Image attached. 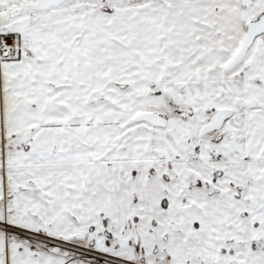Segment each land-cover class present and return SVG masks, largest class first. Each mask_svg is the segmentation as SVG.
<instances>
[{"label": "snow or ice", "instance_id": "obj_1", "mask_svg": "<svg viewBox=\"0 0 264 264\" xmlns=\"http://www.w3.org/2000/svg\"><path fill=\"white\" fill-rule=\"evenodd\" d=\"M0 264H264V0H0Z\"/></svg>", "mask_w": 264, "mask_h": 264}]
</instances>
